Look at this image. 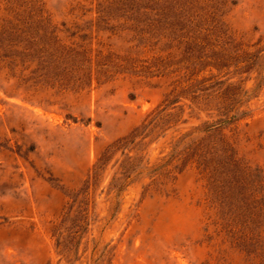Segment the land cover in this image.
Wrapping results in <instances>:
<instances>
[{
    "label": "rangeland",
    "instance_id": "374dc122",
    "mask_svg": "<svg viewBox=\"0 0 264 264\" xmlns=\"http://www.w3.org/2000/svg\"><path fill=\"white\" fill-rule=\"evenodd\" d=\"M119 3L0 0V264H264V0Z\"/></svg>",
    "mask_w": 264,
    "mask_h": 264
},
{
    "label": "trees",
    "instance_id": "16d2710c",
    "mask_svg": "<svg viewBox=\"0 0 264 264\" xmlns=\"http://www.w3.org/2000/svg\"><path fill=\"white\" fill-rule=\"evenodd\" d=\"M140 1L143 2V6L139 5ZM152 1L154 2L156 0H120L119 8H123V10L126 11L125 13H130V11L135 12L141 10V8L149 7L148 4H150ZM226 121L227 120L221 121V124L225 123Z\"/></svg>",
    "mask_w": 264,
    "mask_h": 264
}]
</instances>
